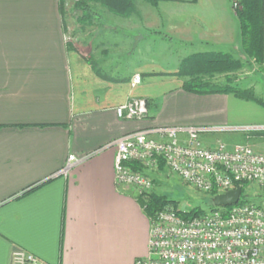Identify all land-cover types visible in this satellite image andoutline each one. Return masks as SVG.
Here are the masks:
<instances>
[{
    "label": "crops",
    "instance_id": "obj_1",
    "mask_svg": "<svg viewBox=\"0 0 264 264\" xmlns=\"http://www.w3.org/2000/svg\"><path fill=\"white\" fill-rule=\"evenodd\" d=\"M226 4L137 0L129 17L93 4L96 19L83 25L63 14L60 0H0V264H11L16 248L45 264H133L147 256V193L116 181L114 141L129 133L207 127V146L248 141L262 152L230 108L256 103L188 92L174 74L191 53H233ZM90 59L118 80L99 76ZM137 73L142 81L133 86ZM132 97L147 99L145 118L118 117L115 108ZM70 155L80 161L63 172Z\"/></svg>",
    "mask_w": 264,
    "mask_h": 264
},
{
    "label": "built area",
    "instance_id": "obj_2",
    "mask_svg": "<svg viewBox=\"0 0 264 264\" xmlns=\"http://www.w3.org/2000/svg\"><path fill=\"white\" fill-rule=\"evenodd\" d=\"M141 81V74L137 73L131 83L135 86ZM115 111L120 118L140 120L149 113L148 101L132 97ZM255 128L264 130V126ZM212 130L153 126L116 139L118 185L133 186L140 194H148L154 187L153 178L128 163L154 169L163 160L171 172L207 194L223 193L245 181L264 188V152L256 151L249 142L229 146L217 140L207 146L203 134ZM79 161L70 155L63 172ZM223 209L222 206L192 217L180 215L173 205L156 211L150 215L148 254L133 264H264V207L246 202ZM11 264L45 263L35 254L16 248Z\"/></svg>",
    "mask_w": 264,
    "mask_h": 264
},
{
    "label": "trees",
    "instance_id": "obj_3",
    "mask_svg": "<svg viewBox=\"0 0 264 264\" xmlns=\"http://www.w3.org/2000/svg\"><path fill=\"white\" fill-rule=\"evenodd\" d=\"M60 1L62 12L66 14L69 12L66 7V0ZM147 1L155 6L160 0ZM136 2L137 0H76L73 11L76 12L78 23L91 25L97 14L93 4L101 5L115 15L129 17L136 11ZM232 2L239 20L242 45L248 58L242 59L227 51L194 52L180 60L174 74L183 79L182 87L188 92L232 94L239 99L252 101L264 108V98L258 95L253 88L243 87L236 83L237 76L249 68L251 61L257 65L259 71L264 72V0H232ZM89 62L99 76L118 80L104 74L93 59H90ZM128 164L133 169L145 172L146 168L137 162H129ZM159 166L162 169L167 167L163 160H160ZM153 182H155L154 179ZM248 183L245 181L237 184V186L242 187V193ZM210 194L214 196L216 192ZM146 197L144 205L149 215L155 214L156 211L167 205H173L177 208L175 203L168 200L165 195L154 191L149 192ZM209 201L207 209L197 206L186 212L178 210V213L184 217H192L219 209L213 204L212 198ZM246 202L252 201L242 195L237 204ZM231 206H224L223 210L227 211Z\"/></svg>",
    "mask_w": 264,
    "mask_h": 264
},
{
    "label": "rangeland",
    "instance_id": "obj_4",
    "mask_svg": "<svg viewBox=\"0 0 264 264\" xmlns=\"http://www.w3.org/2000/svg\"><path fill=\"white\" fill-rule=\"evenodd\" d=\"M76 0H66L67 10L72 14L73 17L76 16V12L73 11V5ZM223 3H227V27L228 23L231 27V40H230V48L233 54L237 57H246V52L244 51L240 28H239V20L235 15L233 2L232 0H222ZM224 8H225V4ZM157 11H160L159 7H154ZM225 10V9H224ZM72 38L69 36L68 39ZM169 45V44H168ZM170 46V45H169ZM187 50L188 48H183ZM182 48L180 49V51ZM166 54V60L169 59L170 55ZM173 57H176V54H172L171 59L165 62V69H171L173 64ZM257 65L251 61L249 68H246L242 73H240L237 77L238 83L243 87L253 88L258 95L264 98V73L257 69ZM255 104V103H254ZM230 108L235 113L236 120L242 122L244 127H252L248 130V133L255 137V143L257 146H260L262 152H264V130L259 131L257 128V124L264 123V108L255 104V106H246L244 108L238 107L235 105H231ZM264 126V125H261ZM247 132V131H245ZM248 138V137H247ZM248 143V141H246ZM251 144V143H250ZM253 145V142L252 144ZM259 148V147H258ZM153 179H155L154 187L152 191L165 195L168 200L173 201L177 206L178 210L183 212L192 210L194 207H203L208 208L209 200L213 195L204 193L202 191L197 190L191 184L186 183L183 179L176 173L171 172L167 167L162 169L161 172L154 173L150 175ZM151 191V192H152ZM244 197L249 198L252 202L264 207V188L258 186L256 183L249 182L242 193Z\"/></svg>",
    "mask_w": 264,
    "mask_h": 264
},
{
    "label": "water",
    "instance_id": "obj_5",
    "mask_svg": "<svg viewBox=\"0 0 264 264\" xmlns=\"http://www.w3.org/2000/svg\"><path fill=\"white\" fill-rule=\"evenodd\" d=\"M241 196H242V187L237 186L223 193L214 195L212 202L215 206L218 207L234 205L240 201Z\"/></svg>",
    "mask_w": 264,
    "mask_h": 264
}]
</instances>
